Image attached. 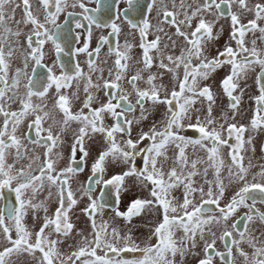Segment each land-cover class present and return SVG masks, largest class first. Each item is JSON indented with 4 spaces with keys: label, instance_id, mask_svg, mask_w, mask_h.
<instances>
[{
    "label": "snow or ice",
    "instance_id": "1",
    "mask_svg": "<svg viewBox=\"0 0 264 264\" xmlns=\"http://www.w3.org/2000/svg\"><path fill=\"white\" fill-rule=\"evenodd\" d=\"M96 2L99 4L100 0H96ZM128 3L131 6L133 0H128ZM10 4L14 7L11 14H8L6 7ZM21 4L23 5L22 18L15 21L17 28L14 31L7 25L6 21L15 20V11L21 7ZM38 4L43 9V19L34 15L31 0H21L20 3H16V0H0V116L3 117L2 123H0V189H10L15 193V201L7 207V215L5 208H0V236L3 237V240L0 241V248H2L0 250V264H12L11 258L13 256L21 257L25 253L35 259L37 251L42 254L39 258V264H57V261L58 264H77V261H80V264H176L178 255L183 260L191 249L198 246L197 238L204 243L203 255L198 260V264H215V257L219 258L220 264H236L237 256L243 258L244 264H264V238L254 236L247 224L243 231L239 230L241 221L251 223L258 219L260 224L264 226V211L256 208L258 195L260 196V203L264 204V183L255 182V176H253V182H248V170L243 166V156L241 155L244 145L252 142V137H249L247 141L244 139V133L249 131V126L228 123L226 128L224 124H221L219 130L216 127H211L215 124L212 117V105L215 103L214 95L209 86H199L200 80H207L210 73L229 65L230 71L220 81V86L223 93L228 97V108L232 110L234 119L239 111L241 95L243 94V90H241V95L234 94L239 88V80L248 71L254 70L253 66L258 65L260 72L256 76V83L259 95L254 97L256 108L250 120V130L256 131L264 127V49L257 48L255 39L252 40V47L249 48L245 45L244 39L248 32L255 33L258 31L261 34V41H264V26L258 24V21L264 20V3H257L249 7L248 0H197L195 7H193L187 3V0H180L179 7L191 9V12L189 14V11H184V19H178L179 13L169 11L165 0H159L160 11L157 13V23L153 26L149 19L144 17L145 11L151 13L154 6H157V0H150L141 8L142 19L140 24L133 23L131 19L128 21L131 28L139 30L141 37L139 47L143 50V68L138 69L127 80L131 86V92L125 90L121 85L131 60L128 53L132 45L128 43H125L122 48L119 44L115 48H108V54L114 55L115 60L113 68L108 70L107 79L103 77L104 69L98 67L95 58L88 61V74H85L79 65H76L74 76L69 75L68 72H61L60 75H56L53 68H48L47 76L41 79L30 76L28 73L29 64L34 62L35 65H40L44 56L42 49L47 41L52 42L57 55L64 51L61 43L56 39V32L50 31L47 25L52 24L55 25V29L62 30V26L56 23L57 17L69 6L72 8L79 6L82 10L80 14L83 16V20L87 21L85 29L87 39L83 47L77 49L78 52H85L89 57H93L94 54L96 58L99 57L101 43H98L93 51H89L88 41L92 37L93 25L98 28L101 26L110 27L109 35L118 36L121 31L115 20L101 24L93 15L89 14L90 12H97L98 9H89L83 0H74L71 5L68 4V0H38ZM233 5H236L239 10L232 11ZM224 6L227 7L231 21L230 40L235 41L236 47L234 49L231 45H226L223 51H218L216 56L209 58L205 55L206 46L210 41L218 39L219 36L213 34L214 21H207L205 15L223 17L225 15ZM172 7L173 9L176 8L175 0H172ZM245 13H253L254 18L244 23ZM161 15L162 20L160 19ZM118 16L117 13V18ZM197 18L198 23L193 28L192 21ZM163 24L175 27L173 35L183 37L186 47L181 49L180 55L165 56L163 49L168 48L169 45L165 43L163 49L160 47L163 37L159 34L151 41L147 39L149 30L153 27H155L156 33L163 32ZM20 25H31L26 35L25 44H21L19 40L23 35ZM75 27L81 29L85 28V25L77 20ZM10 36L16 37L12 43H9ZM165 36L171 41L174 48L175 40L167 33ZM100 41L106 44L108 37L101 36ZM17 48L21 50L23 67H17L14 75L10 77L11 60ZM152 50H155L160 57L157 67L174 74L179 90L173 88L169 92L164 84L155 83L157 79H162L163 73L150 72L145 81L148 87L141 89L137 86V81L143 79L142 73L153 67ZM165 59L168 61L167 64L164 63ZM194 61L197 62L194 63ZM180 68L183 69V79L175 76L176 70ZM32 72L35 73V68L32 69ZM92 72L100 73L99 80L102 83L93 84ZM84 77L87 79L84 88L87 96L81 110L73 114L69 97L61 94L60 90L68 87V82L72 79ZM22 78L27 79L23 93L20 92ZM53 85L58 97L55 105L64 113V126H67L70 121L81 122L83 125L79 128V135L72 146V158L69 166L57 171L54 167V161L45 159L38 170H34L31 164L27 170L24 168L17 170L14 168V164L7 162L8 157L15 150L16 160L21 159L27 151L24 141L28 139L27 134L23 138L17 136V130L26 118L31 119L28 128L37 129V138L30 142L34 145L41 143L39 133L42 121L49 116V113L44 111L46 105L34 103L33 97L43 100ZM90 88L103 91L107 97L106 102L93 108L92 105L97 101V98L89 91ZM133 93L136 97L135 105L140 108V117L136 123L148 118L146 113L150 110L145 108L146 101H151L153 106H166L162 126L158 127L156 123H153L148 131L141 130L135 140L132 138L133 121L126 117V112L133 111L135 107L129 100ZM198 98H204L208 101L207 116L201 120L200 116L197 115L194 124L185 125L184 121H191L192 113L197 111L193 105ZM13 103L19 104L18 110H9ZM122 103L125 105L124 107H122ZM84 109L88 110L87 114H85ZM105 114L113 118L114 123L112 125H104ZM224 116L227 119V113ZM185 127L198 132V138L193 139L187 135H182L181 132L184 131ZM89 131L103 134L108 144L106 150L100 152L92 165L90 182L99 174V178L94 180L95 184L115 185L117 186V194H119V186L126 176L135 175L142 184H151V199H134L128 205L126 212L117 211L116 215L123 216L130 221L133 216L140 215L146 209L161 208L163 218L152 230V236L155 237L156 241L154 244L150 243L140 248L132 241L131 236L121 237L116 229L112 230V240L109 241L106 222L99 227L96 224L95 214L98 207L103 208V205L98 206L96 199L91 196L90 185L83 190L89 200L88 206L83 211L92 222V238L83 237L82 246L66 256L57 247L63 241L51 238L53 233L67 238L73 230L74 225L70 222L69 211L77 204V200L68 185V176L83 170L76 163L75 154L77 146H79V150L83 153L81 162H83L84 157L88 156L89 153L84 148V137L89 135ZM224 132L227 133L226 137L223 135ZM117 133L127 138L118 142ZM233 138L236 141L235 144L229 142ZM44 139L50 142L46 144L45 157H48L57 144L59 136H54L51 128H49ZM205 141H211V147H208ZM144 142L150 143L144 146ZM169 145H174L177 152L168 170L165 171L164 164L169 160L167 156ZM190 145L193 147L198 145L205 149L207 160L201 158L190 160L186 154V149ZM222 146L229 149L228 154L231 158V165L228 166L229 183L242 185L238 187V190L234 192L224 207L220 206V201L224 198L226 190L221 179V169L225 166L220 152ZM109 157L117 164L127 165L128 170L121 175H114L105 180L103 179L104 164ZM137 157L143 162L142 168L137 167ZM73 164L76 166L73 167ZM200 164L208 165L203 169V173L198 169ZM209 167L214 169L215 180L206 179ZM34 171H38L39 175L33 174ZM199 175L205 177V183L208 185L206 191L203 186L195 185L193 178ZM259 175L264 176V172ZM45 178L50 186H56L58 189L59 206L55 210L54 217L47 215L48 209L43 202L33 203L37 192L44 186ZM179 187H183L182 202L171 196L172 191ZM29 191H31L32 196L26 198ZM197 193L200 197L199 203L195 202V194ZM206 205H215L219 214L206 215V213L213 211L212 208L205 207ZM242 207L247 208L248 211L240 218V221L228 225L229 218ZM41 208L46 214L42 225L38 231H29L24 224V217L28 214V209H32L35 213ZM37 219L39 217L34 214L33 220ZM222 221L224 222V230L217 236L216 232L212 231V225H219ZM47 229H51V231H46ZM13 232H15V238H13ZM178 232L180 233L179 236H177ZM78 234L83 235L82 233ZM208 236L211 237L210 242L207 239ZM237 236L239 238H236ZM261 236L264 237V233ZM218 239L224 242L223 251H219L215 247ZM121 241L125 245L124 247L117 246ZM245 243L252 248L251 255L244 251L242 245ZM102 248L105 250V254L98 255L97 250ZM234 248L236 255L233 252ZM122 251H140L142 258L134 261H113L107 257L108 252L119 253Z\"/></svg>",
    "mask_w": 264,
    "mask_h": 264
},
{
    "label": "flooded vegetation",
    "instance_id": "2",
    "mask_svg": "<svg viewBox=\"0 0 264 264\" xmlns=\"http://www.w3.org/2000/svg\"><path fill=\"white\" fill-rule=\"evenodd\" d=\"M21 0H16V3H20ZM74 0H68V4L71 5ZM86 7L89 9H98L97 12H90V15H93L101 24L104 23H110L111 20H115V22L120 27L121 31L119 35H109L111 32L110 27H96L95 25L92 26V37L89 43V51H93L98 43L102 44L101 51L99 53V57L96 58L95 54L93 57H89L87 53L85 52H78L77 49L83 47L86 39H87V31L85 30L87 27V21L83 20V16L80 14L81 9L79 6L72 8L67 7L64 12H62L58 17L56 23L62 26V30L55 29V25L48 24L47 27L50 31L56 32V39L59 43H61L62 47L64 48V51L61 52L59 55L55 52L54 45L51 41H47L45 45L43 46V52L44 56L41 60L40 65H35L34 62H30L28 73L30 76H33L36 79H41L43 77H46L48 74V68H53V71L56 75H60L61 72H68L69 75L74 76V69L76 65H79V67L83 70L85 74L89 73L88 68V61L90 59H96V64L98 67L104 69V78L107 79L109 76V68H113L114 66V55L108 54V48L113 47L117 44L123 47L125 43H128L132 45L131 49L129 50V56L131 57V60H133V57H139L140 63L137 64L141 67H143V50L139 47L141 37L138 29L131 28L130 24L128 23L129 19L133 21V23L140 24L141 22V8H143L147 3L150 2V0H133V4L130 6L128 3V0H100V3L97 4L96 0H83ZM197 0H187L188 4H191L193 7H195ZM32 3V11L34 15L39 17L40 19H43V9L39 6L38 0H31ZM165 3L168 5L169 11H175L179 13L178 19H184L183 12L189 11V14L191 12V9H181L179 7L180 0H175L176 8L173 9L172 7V0H165ZM249 7L254 6L257 3H264V0H248ZM14 7V5H8L6 7V12L8 14H11V10ZM236 5H233L232 11H238ZM160 11L159 9V0H157V6H154L151 13L144 12V17L149 19V22L151 25H156L157 23V13ZM125 12H127V15H125ZM224 12L225 15L223 17L217 18L213 15H205V19L207 21H214V27H213V34L218 35V39H214L210 41L206 46L205 55L209 58H212L216 56L218 51H223L226 45H231L234 49L236 47L235 41L230 40V33H231V21L230 16L228 15L227 7L224 6ZM23 13V5L21 4L20 8H17L15 11V20H7V25L12 28L14 31L17 28V25L15 23L16 20H20L22 18ZM71 13V15H69ZM117 13L119 14L117 18ZM254 14L253 13H245L243 17V22L247 23L248 20L253 19ZM160 19L162 20V15L160 16ZM80 20L84 25L85 28L77 29L75 27V21ZM198 23V18L194 19L192 21L193 28ZM258 24L260 26H264V20L258 21ZM164 31L161 33H156L155 27L151 28L149 30V34L147 36V39L149 41L155 39L156 35L159 34L161 37H163L161 41L160 47L163 49V44L167 43L169 46L166 49H163L165 56L167 55H173L178 56L180 55L181 49L186 47V44L184 42L183 37H178L173 35L175 33V27L163 24L162 25ZM31 28V25L24 26L20 25V30L22 31L23 35L19 38L21 44H25L26 35ZM165 33H167L169 36H172V39L175 40L176 44L175 47H172L171 41L167 39V36H165ZM105 36L108 37V43L104 44L100 41V37ZM261 34L256 31L255 33L248 32L245 35V45L249 48L252 47V40H256V46L258 49H264V41H261L260 39ZM79 37V39H77ZM16 40V37L10 36L9 37V43H12ZM15 46V45H13ZM7 50V46H6ZM151 55L154 58L153 67L150 70H146L148 73L152 72H158L163 73L162 79H157L155 81L156 84H164L168 91L171 92L173 88L176 90L178 89V83L177 79L174 78L173 73H169L166 70L159 69L157 67L159 63V54L152 50ZM106 61V63H105ZM129 61V69L126 73L125 79L121 82L122 87L131 92V86L127 83V80L134 74H130L131 72V66L136 65V63L131 64ZM197 61H194L196 63ZM164 63H168V61L165 59ZM100 64L102 66H100ZM17 67H23V57L21 55V50L17 48V51L12 57L11 60V69L9 76L11 77L15 73V69ZM254 70H250L247 72V74L242 77L239 80V88L234 93L235 95H241V90H243V94L241 95V103L239 105V111L235 115V118L232 120H239L236 124L239 125H245L249 126L250 128V120L254 114L256 103L254 100V97L256 95H259L258 91V85L256 83V76L260 72V68L258 65L253 66ZM35 68V73L32 72V69ZM160 70H162L160 72ZM230 71V66L225 65L222 68L217 69L215 72L210 73V76L207 80H200L199 86H209L213 92L215 103L212 105L215 107L216 110L220 109L221 104H224L226 109L225 112L230 113V110L228 108L229 100L228 97L223 93V90L220 86V81L223 79L225 75L228 74ZM136 73V72H135ZM114 74V69H113ZM100 73L99 72H92L91 78L93 84L100 82L99 80ZM175 76L179 79H183V69H177ZM146 80H140L137 81V86L141 89H146L148 85L145 82ZM69 83L68 87L62 88L61 94H64L69 97L70 100V107L73 114L79 112L81 108L83 107V102L86 99L87 93H85L84 88L85 84L87 83L86 77L84 78H74ZM27 84V79L22 78L21 85H20V92L23 93L25 91L24 85ZM89 91L97 98V101L93 103L92 107L96 108L99 107L101 103L106 102L107 97H105L103 91H97L95 88H90ZM75 94V95H74ZM163 95V93H161ZM56 89L53 85L52 88L49 89V92L47 94V97L43 100H40L37 97H33L34 103H40L42 105H46L44 108V111L49 113V116L45 118L42 121L41 130L39 133V138L41 140V143L39 145H34L30 141L37 138V129L35 128H28V124L31 123V119H25L24 122L19 126L16 135L23 138L25 134H27L28 139L24 141L25 147L27 149L26 154L19 160H16L15 158V150H13L12 154L9 155L7 162L10 164H14L15 169L24 168L25 170L28 169V166L31 164L32 168L34 170H38L39 167L42 166L45 159H51L54 161V167L57 171H60L66 167L69 166V163L72 158V146L76 142V138L79 135V128L82 127L81 122L77 121H70L67 126H64V113L55 105V101L57 99ZM129 100L131 101L132 105H134V110L126 112V117L129 120L133 121L132 124V138L135 140L138 138V133L143 131H148L149 128L153 125V123H156L158 127L162 126V122L165 119V113H166V106L165 105H156L153 106L151 101L145 102V108L149 109L150 111L146 113L148 118L146 120H142L139 123H136L137 119L140 117V108L138 105H135V94L131 95L129 97ZM125 105L122 103V107ZM207 106L208 101L204 98H198L197 102L193 105V108L197 111H194L192 113V119L191 121L185 120L184 123L187 125L188 123H195L196 122V116L199 115L201 120H203L207 116ZM19 108V104L13 103L10 105L11 111H16ZM213 111L212 110V117H213ZM221 111H224V106L221 107ZM85 114H87L88 110L84 109ZM150 115L155 116L153 118V121L151 124L147 123ZM231 117L233 118V113L231 114ZM34 118V117H33ZM243 119V121L241 120ZM3 117L0 116V123H2ZM105 126H110L114 123V120L111 116L105 114L104 115V121ZM231 123V121L225 123L228 124ZM147 125V126H146ZM144 127H147V129H143ZM51 128L54 136H59V140L57 141V144L53 147L51 153L48 157H45V152L47 151L46 144L50 143L47 142L44 137L47 136V130ZM250 131H246L244 133V139L246 140L247 137L250 136ZM257 132L259 133L258 136H256V140L259 141L257 143V150L259 153V161L264 166V127L257 129ZM182 135H187L190 138H198L199 133L195 132L193 129H189L185 127L184 131L181 132ZM223 135L226 137L227 133L224 132ZM127 137H122L121 134H116L117 141H121L122 139H126ZM232 144H235L236 141L233 138L232 141H229ZM150 142H144V146H147V144ZM205 144L208 147H211L212 142L211 141H205ZM247 143L244 145V150L242 151L241 155L243 156V166H245V151L247 150L246 147ZM99 147V150H97V154L91 155V151L93 148ZM108 147V144L105 140V137L101 133H92L89 131V135L84 137V148L85 151H87L89 154L87 157H84L83 162H81V157L83 156V153L79 150V146H77L76 154H75V161L80 165V167L83 169L82 171H77L74 174H69L68 176V185L70 189L72 190L74 194V198L79 200V197L77 194H81L82 196V202L84 205L83 210L88 206L89 200L87 195L84 194V189L88 188L89 185L91 186L90 194L91 196L96 199L97 205H103V208L98 207L97 212L95 214V221L97 226L101 225L102 223L106 222V224H109L111 226V229H107L108 233V240H112V230L115 229L113 227L115 218L122 220L123 222L128 224V227H131L132 229L129 232H121L122 234H119L121 237L125 236H131L132 241L138 245L140 248L145 247L147 244H154L155 237L152 236V230L156 226L158 222H160L163 218V210L161 208H156L155 210L146 209L138 216H133L131 220H126L123 216H117L116 212H126L128 205L132 202L134 199H151L150 196V189L151 184H142L140 180L135 175L126 176V187L128 188V181H129V189H131L130 184L133 181H137L138 184H142L145 192L140 193V189H137L136 191H131L130 198H127V207H120L121 203V196L120 192L117 194V188L115 185H108L105 186L104 184L97 185L95 184L94 180L96 178H99V174L97 177L93 179V181H89V177L92 176V165L98 158V155L100 152L106 150ZM223 147V146H222ZM224 148V147H223ZM177 150L175 149L174 145H169L167 150V156L169 157V160L164 164V170L167 171L169 166L172 163V159L175 156V153ZM186 154L188 155L189 159H196L201 158L203 160H207V152L205 149L200 148L198 145L188 146L186 149ZM36 157H39V159H36ZM137 167L142 168L143 162L139 160V157H137ZM229 164L231 165V158L229 161ZM76 165L73 164V167ZM105 167L111 166L112 168H117L120 170L116 171V175H121L123 172L128 170V166L124 164H117L112 161L111 157L107 158L105 160ZM207 164H200L198 165L199 168H205L207 167ZM235 170V168H233ZM35 175H39L38 171H34ZM258 174H260V171H258ZM104 176V175H103ZM103 179H105L103 177ZM195 181V185L197 184V181L199 179V176H196L193 178ZM131 181V183H130ZM263 181V182H262ZM249 183L253 181H248ZM255 182L264 183V180L260 179L255 180ZM239 187V186H238ZM238 190V188H237ZM51 193V195H49ZM134 193V195H132ZM234 194V193H233ZM231 194L229 198H223L220 201V206L224 207L228 201L230 200ZM27 196H32L31 191L28 192ZM171 196H174L178 198L181 196L183 199V187L176 188L172 191ZM35 197H38V202L41 203V200L44 199H56L59 200L58 197V189L56 186H50L47 182V179L44 180V186L41 190H39ZM108 197L107 199H105ZM15 201V193L12 192L10 189H0V208H5V214L7 215V207ZM129 202V203H128ZM195 202H200V197H196L195 194ZM251 203V201H249ZM205 207L212 208V213H206V215H218V209L215 205H206ZM256 208H258L260 211H264V204L260 203V196H257L256 201ZM248 211L247 208H240L237 210V212L229 218L227 221L228 225H231L232 223L236 221H240V218L244 216V214ZM78 213L75 214V218L73 219V225L75 222L84 220L89 221V216L85 214L83 211V214L81 216V212L77 211ZM253 212H255V209H253ZM38 216V210L34 213L32 209H28V214L25 216L24 224L26 225V221L33 219V215ZM82 218H81V217ZM54 217V216H53ZM36 221V220H35ZM247 224L249 230L254 236L260 237L262 233H264V226H262L258 219H255L253 222L249 223L247 221H241L239 223V230L243 231L245 228V225ZM42 225V224H41ZM41 225H38L39 228ZM92 226V225H91ZM27 227V225H26ZM99 227V226H98ZM212 227H215L216 231L218 228L224 230V225L219 227L217 224H213ZM29 231L31 230V227H27ZM76 229L75 226L73 227V230ZM92 229V228H91ZM73 230L70 233L71 240L74 242L76 235L73 236ZM133 230H137L141 233V236L143 239H137V236L135 233H133ZM222 230V231H223ZM220 231L219 235L222 233ZM77 234V230L75 231ZM13 235H15V232H13ZM180 233H177V236H179ZM73 236V237H72ZM88 238H92V235H87ZM152 237V239H151ZM14 238V237H13ZM236 238H239L238 236ZM77 239V238H76ZM78 240V239H77ZM77 243V242H76ZM80 243V242H79ZM118 247H124L125 245L123 242ZM244 251L248 252V245L245 243L242 245ZM216 249L219 251L224 250V242L219 240L216 242L215 245ZM204 248V247H203ZM203 248L202 251L200 250L199 256H195V251H189L187 255L181 260L180 256L178 255L176 257V264H198V260L202 258L203 255ZM103 249V248H102ZM199 250V249H198ZM197 250V251H198ZM210 254L211 253V250ZM252 249L250 250V254L252 253ZM234 255H236L235 248L233 249ZM249 253V252H248ZM98 255H104L105 250L103 249L101 253L98 251ZM112 254V257L110 259H113L116 261V257H120V260L124 261H134L142 258V253L140 251H135L133 253H130L128 251H124V253H108ZM107 254V255H108ZM125 255V256H124ZM214 255V254H213ZM116 259V260H115ZM215 264H220L219 258L215 257ZM236 264H244V260L242 257L236 258Z\"/></svg>",
    "mask_w": 264,
    "mask_h": 264
},
{
    "label": "rangeland",
    "instance_id": "3",
    "mask_svg": "<svg viewBox=\"0 0 264 264\" xmlns=\"http://www.w3.org/2000/svg\"><path fill=\"white\" fill-rule=\"evenodd\" d=\"M140 60H141V58H140ZM140 60H139V57L134 56L133 60L130 61L131 64L136 63V65H132L131 66V72H129L130 74H135V72L138 69H142L143 68V67L137 65V64H141ZM100 66H102V65L100 64ZM161 71L162 70H160V72ZM152 73H158V72H152ZM104 74H105V72L103 71V77H104ZM148 75H149V73L146 72V70H145L142 73L143 80H147ZM222 106H224V111H221V107ZM221 107H220V109L216 110L215 107L213 106V109H214L213 118L215 120V124L213 126H211V127H216L217 130H219V126L221 124H224L225 128H226L227 124H225V123H227L229 121H231V123H237L239 121V120H232L233 119L231 117V114L233 113L232 110H230V113H228V115L229 114L230 115L227 117V119H225L224 114L226 113L225 112L226 107H225L224 104H221ZM154 117L155 116L150 115L147 123L151 124ZM241 120L243 121V119H241ZM239 125H241V123ZM143 129H147V127H144ZM249 131H250L249 132L250 133L249 137H252V142H251V144H247V146H246L247 147L246 148L247 150L245 151V161H246V163H245L244 167L248 170L247 180L248 181H253V176H255V180H259L260 179V175L258 174V171H260V173L264 172V166L259 161V153H258V150H257V143H259V141L256 140V136H258L259 133L257 132V130L256 131H251L250 128H249ZM249 137H247V139L245 141H247ZM97 150H99V147L93 148V150L91 151V155L97 154ZM220 152H221L222 158H223L224 163H225V166L221 169V179L223 180L224 185H225V189H226L224 198H229L230 195L233 194L237 190L238 186H242V185H239L237 183H229V175H228V166L230 165L229 164L230 156L228 154L229 153V149L227 147H224V148L221 147ZM104 168H105V170H104V173H103V175H104L103 177L105 178V180L110 179L112 176L116 175V171L117 170H120V169H117V168H112L111 166H109V167H105L104 166ZM203 169L204 168H199L201 173H203ZM233 171H235V170L233 169ZM206 179L209 180V181L215 180V174H214V169L213 168H211V167L208 168V173H207ZM261 179L264 180V176H261ZM130 183H131V181H130ZM125 185H126V179L124 178L123 183L119 186V192H120L121 196H123V198H121L120 207H124V208L127 207V201L128 200H126V199L130 198V196H131L130 192L131 191L134 192L137 189H140V193L141 194H142V192H145L142 184L139 185L137 181H133L130 184V187H131L132 190L129 189V181H128V188ZM196 186H203L205 188V191L207 190L208 185L205 183V177L203 175H199V179L197 181ZM116 188H117V186H116ZM136 193H138V192L136 191ZM132 195H134V193ZM77 196L79 197V200L76 199L77 200V204L74 205L72 207V209L69 211V219H70L71 223H73V219L75 218L74 215L78 213L77 211L81 212V216L83 214V208H84V205H83V202H82L83 198L81 197L82 196L81 194L80 195L77 194ZM196 197H199V193L196 194ZM26 198H30V196H26ZM182 200L183 199L180 196L177 201L182 202ZM41 201L43 202L44 206L47 207V209H48L47 215L50 216V217H53L54 214H55L56 208L59 206V200L56 201V199H48V197H47V199H44V200H41ZM37 202H38V197H35L33 199V203H37ZM45 215L46 214L43 211V208H41V209L38 210L39 219H37L36 221H34L33 219L26 221L27 227H31L32 226L30 231L35 232V231L39 230V228L37 226L41 225L43 223V219H44ZM24 219H25V217H24ZM113 222H114L113 227L117 230V232L119 234H122L123 232H129L132 229L131 227H128L127 223H125L122 220H119L117 218H115V220ZM91 225H92V223H90L87 220L86 221L80 220V221L75 222L74 226H75L76 229L73 230V236L76 235V238L78 240L75 238L74 242L71 240L70 236L65 238L63 236H57L55 233L52 234L51 238L52 239H59V240L63 241L62 243L58 244L57 247H58L59 251L64 256H66V255L70 254L72 251H75L80 246H82L83 237H87V235H92L93 228H92ZM223 225H224V222L222 221L219 224V227H221ZM98 226H100V225H98ZM107 229H111V226L109 224H107ZM76 230H77V234L75 233ZM222 230L223 229L220 230V228H218V230L216 231L215 227H212V231L216 232L217 236H219V233ZM46 231H51V229H47ZM78 233H82L83 235L81 236ZM133 233H135V235L137 236V239H139V240L143 239L142 236H141V233L139 231H137V230L134 231L133 230ZM12 235H13V233H12ZM13 237L15 238V235H13ZM260 237L264 238L262 236H260ZM33 239H34V237H33ZM88 239H91V238H88ZM151 239H152V237H151ZM207 239L210 242L211 237L208 236ZM2 240H3V237L0 236V241H2ZM197 240H198V246L195 249H191L190 250V251H195L194 252L195 256H199V254H201L200 250L202 251V248L204 247L203 241H200L199 238H197ZM218 241H219V239L217 240V242ZM121 243H122V241L119 244H121ZM251 249L252 248H250V247H248V249H247V250H249L248 251L249 255H251L250 254V250ZM0 250H2V248H0ZM98 251L100 253L102 251V254H103V249H98L97 253H98ZM128 252L133 253L135 251H128ZM108 253H110V252H108ZM119 253L120 254L124 253V251L119 252ZM35 255H36L35 259H33L31 256H29L27 253H25L21 257L13 256L11 258L12 259V264H39V258L41 257L42 254L37 251ZM107 257L110 259L112 257V254H108ZM116 259L120 260L121 258L118 256V257H116ZM111 260H113V259H111ZM57 264H58V261H57ZM77 264H80V261H77Z\"/></svg>",
    "mask_w": 264,
    "mask_h": 264
},
{
    "label": "water",
    "instance_id": "4",
    "mask_svg": "<svg viewBox=\"0 0 264 264\" xmlns=\"http://www.w3.org/2000/svg\"><path fill=\"white\" fill-rule=\"evenodd\" d=\"M108 197H106L105 199H107Z\"/></svg>",
    "mask_w": 264,
    "mask_h": 264
}]
</instances>
